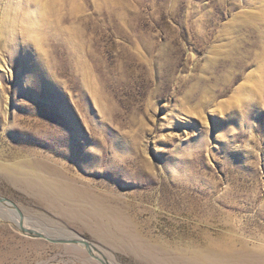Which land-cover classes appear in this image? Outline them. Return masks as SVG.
Returning <instances> with one entry per match:
<instances>
[{
  "label": "rangeland",
  "instance_id": "1",
  "mask_svg": "<svg viewBox=\"0 0 264 264\" xmlns=\"http://www.w3.org/2000/svg\"><path fill=\"white\" fill-rule=\"evenodd\" d=\"M0 199V264L255 258L264 0H0Z\"/></svg>",
  "mask_w": 264,
  "mask_h": 264
},
{
  "label": "bare ground",
  "instance_id": "2",
  "mask_svg": "<svg viewBox=\"0 0 264 264\" xmlns=\"http://www.w3.org/2000/svg\"><path fill=\"white\" fill-rule=\"evenodd\" d=\"M4 168H6V167H4ZM5 171L6 172L16 173L17 174L15 176L16 178L12 179V183H15V184H18L20 186L26 187L28 189L30 188L31 190H33L34 192L37 193L38 198H39L40 195H42V196L45 195V194L50 195L49 193H51L53 195H50V196H54L55 198H60L61 199L63 197L69 196L70 191H71V190L70 191L68 190L69 188L67 189V188L61 186V184H58L55 181L51 180L52 178L49 179L48 177L40 175L38 173L37 174L18 173V172L13 171L11 168L10 169L6 168ZM18 223L21 224L22 227L27 229V227L23 226L22 222L19 221ZM89 226H91V225H89ZM94 229H95V231L97 230V228H94ZM47 237H49V236H47ZM49 238L51 240L54 239V238H51V237H49ZM57 238L58 239H55V240L71 241L73 237L71 238V236L70 237H68V236L67 237L66 236H64V237L60 236V237H57ZM64 244L65 245H72V243H64ZM73 245H81V244H73ZM145 248L143 250L141 248V250L144 251ZM86 249H88V251L92 254L90 247H88V248L86 247ZM139 250H140V247H139ZM148 250H149V248H148ZM134 251H136V250H134ZM137 252H138V250H137ZM216 254H217L216 257H214L211 254H202V253L201 254H197L198 255L197 258L194 257L192 260H184V264H186V263H188V264H264V250L263 249H259V248H257L253 254L251 253V255H254L255 258L246 259V260L241 259V262H246V263H237V262L229 261V257H228L229 255H227L228 253L226 251L222 250V249H220L218 251V253H216ZM246 254H249V253H246ZM92 257H95V256L92 255ZM97 260H99V259L97 258ZM99 261H101V260H99ZM101 262H102V264H106L103 261H101Z\"/></svg>",
  "mask_w": 264,
  "mask_h": 264
},
{
  "label": "water",
  "instance_id": "3",
  "mask_svg": "<svg viewBox=\"0 0 264 264\" xmlns=\"http://www.w3.org/2000/svg\"><path fill=\"white\" fill-rule=\"evenodd\" d=\"M4 200L0 199V203H2ZM18 228L20 230V232L22 234H25V235H29L31 237H34V238H40V239H45L51 243H56V244H64V243H72V244H81V245H84L85 247H89V244L85 241H82V240H78V239H72L71 241H60V240H55V239H50L49 237H47L46 235L42 234V233H39L37 231H34V230H31V229H26L24 227L21 226V224L18 223Z\"/></svg>",
  "mask_w": 264,
  "mask_h": 264
}]
</instances>
